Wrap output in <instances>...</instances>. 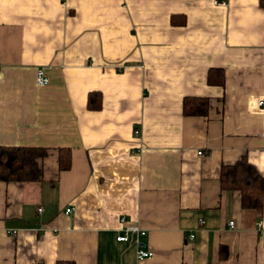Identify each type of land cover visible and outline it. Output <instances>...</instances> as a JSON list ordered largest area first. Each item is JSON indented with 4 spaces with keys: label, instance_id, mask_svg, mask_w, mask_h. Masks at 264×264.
Here are the masks:
<instances>
[{
    "label": "crops",
    "instance_id": "0c3cea01",
    "mask_svg": "<svg viewBox=\"0 0 264 264\" xmlns=\"http://www.w3.org/2000/svg\"><path fill=\"white\" fill-rule=\"evenodd\" d=\"M259 100V0H0V145L48 150L39 180L0 181V264H264V192L246 210L220 185L241 160L264 178Z\"/></svg>",
    "mask_w": 264,
    "mask_h": 264
},
{
    "label": "trees",
    "instance_id": "16d2710c",
    "mask_svg": "<svg viewBox=\"0 0 264 264\" xmlns=\"http://www.w3.org/2000/svg\"><path fill=\"white\" fill-rule=\"evenodd\" d=\"M259 3L264 8V0H259ZM207 76L209 83L223 84L224 75L221 69H210ZM209 103L206 97H186L183 101V112L186 115H205ZM90 105L94 106L91 97ZM47 155L48 150L42 147L0 145V181L39 180L42 177L41 161ZM58 166L60 171L69 168L70 149L58 150ZM220 185L222 189L238 192L242 208L256 211L262 208L264 178L249 162L241 160L224 167Z\"/></svg>",
    "mask_w": 264,
    "mask_h": 264
},
{
    "label": "built area",
    "instance_id": "2783aa9c",
    "mask_svg": "<svg viewBox=\"0 0 264 264\" xmlns=\"http://www.w3.org/2000/svg\"><path fill=\"white\" fill-rule=\"evenodd\" d=\"M216 4L225 5V2H216ZM49 79L48 76L45 74V71L43 68H40L36 72V84L39 87H44L48 84ZM259 107H261L264 110V100H259L258 102ZM135 134L139 133V130H134ZM198 154H201V152H198ZM42 209L39 208L38 211H41ZM71 211V208H67L65 210V213H69ZM120 223L123 225L122 232L116 237L117 241L119 242H127L130 240L131 236H133V242L136 245V258L138 261H142L147 258H151L153 256V252L147 249H144L141 246L140 243V236L145 235V231L140 228L138 225L135 224H129L127 221V218L125 216H122L120 218ZM261 226V224H258ZM229 227H234V222H229ZM193 234L190 235L191 238H193Z\"/></svg>",
    "mask_w": 264,
    "mask_h": 264
}]
</instances>
